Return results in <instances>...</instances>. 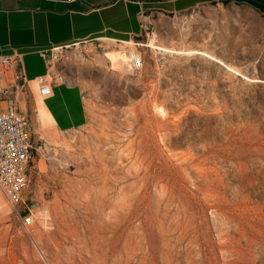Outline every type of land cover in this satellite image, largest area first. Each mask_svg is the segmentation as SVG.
<instances>
[{
	"label": "rangeland",
	"instance_id": "rangeland-1",
	"mask_svg": "<svg viewBox=\"0 0 264 264\" xmlns=\"http://www.w3.org/2000/svg\"><path fill=\"white\" fill-rule=\"evenodd\" d=\"M152 24L139 70L105 56L132 41L64 49L88 122L32 135L57 160L31 150L30 223L0 189V264H264V14L229 0Z\"/></svg>",
	"mask_w": 264,
	"mask_h": 264
},
{
	"label": "crops",
	"instance_id": "crops-1",
	"mask_svg": "<svg viewBox=\"0 0 264 264\" xmlns=\"http://www.w3.org/2000/svg\"><path fill=\"white\" fill-rule=\"evenodd\" d=\"M209 2L221 1L0 0V54L21 53L27 78L24 89L15 97L0 99V110L14 107L26 115L32 142V135L41 137L46 131L44 120L38 115L37 100L49 113L48 125L53 129L67 131L83 127L89 117L86 83L75 77L76 68L67 59L54 65L67 80L53 83L50 94H39L35 78L43 75L49 66L42 55L44 49L54 45L87 46V41L98 38L110 40L109 46L121 41L120 45L139 33L143 20L153 22L157 17L189 11Z\"/></svg>",
	"mask_w": 264,
	"mask_h": 264
},
{
	"label": "built area",
	"instance_id": "built-area-1",
	"mask_svg": "<svg viewBox=\"0 0 264 264\" xmlns=\"http://www.w3.org/2000/svg\"><path fill=\"white\" fill-rule=\"evenodd\" d=\"M156 37L157 32L152 22L143 20L139 33L133 39L126 41H132L135 45L134 48L129 46L125 48L131 70H139L143 65L139 46H146ZM66 47L68 46L54 45L42 51L49 66L43 75L35 78L39 83L40 95L50 94L53 83L67 80V77L54 66ZM26 81L21 53L0 54V99L15 97L24 89ZM34 147L39 149L50 165L57 160L56 151L47 150L46 144L40 143L37 147L33 145L28 132L26 115L18 112L14 107L0 110V189L24 224L30 223L33 219L31 208L25 205L18 209L16 206L24 202L32 162L31 150Z\"/></svg>",
	"mask_w": 264,
	"mask_h": 264
},
{
	"label": "bare ground",
	"instance_id": "bare-ground-1",
	"mask_svg": "<svg viewBox=\"0 0 264 264\" xmlns=\"http://www.w3.org/2000/svg\"><path fill=\"white\" fill-rule=\"evenodd\" d=\"M154 40H151L148 44H146V46H150V47H156L155 44L153 43ZM124 52L126 53V50L125 51H120V50H109L106 52V56L107 58L113 63V62H117L119 61L122 62V63H127L128 65V57H127V54H124ZM126 55V57H125ZM123 64V65H124ZM37 107H38V115L40 118H42V120H44L46 123L49 124V117L47 116V114L49 115V113L44 111V107L42 105V102L40 100L37 101ZM47 111V109H46ZM52 118V117H50ZM51 121V120H50Z\"/></svg>",
	"mask_w": 264,
	"mask_h": 264
},
{
	"label": "trees",
	"instance_id": "trees-1",
	"mask_svg": "<svg viewBox=\"0 0 264 264\" xmlns=\"http://www.w3.org/2000/svg\"><path fill=\"white\" fill-rule=\"evenodd\" d=\"M223 3H227L229 0H220ZM236 2H246L254 6L257 10L264 14V0H234Z\"/></svg>",
	"mask_w": 264,
	"mask_h": 264
}]
</instances>
